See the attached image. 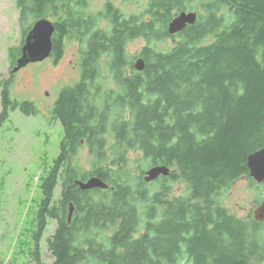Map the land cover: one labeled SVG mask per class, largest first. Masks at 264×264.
I'll return each instance as SVG.
<instances>
[{
	"label": "trees",
	"instance_id": "trees-1",
	"mask_svg": "<svg viewBox=\"0 0 264 264\" xmlns=\"http://www.w3.org/2000/svg\"><path fill=\"white\" fill-rule=\"evenodd\" d=\"M15 4L22 40L8 49L11 67L43 17L55 26L54 61L66 39L80 45L81 79L52 111L72 146L62 145L42 180L36 217L37 238L49 217L58 219L46 240L53 264H264V221L240 218L219 200L239 177L257 186L246 157L264 146V0H205L196 22L166 51L150 44L172 37L167 24L186 7L176 0H149L135 16L110 3L104 12L87 14L85 0ZM102 17L106 24L99 26ZM136 38L146 41L139 72L127 52ZM106 76L114 78L110 89L104 88ZM7 82L0 91V124L15 108L35 110L33 102L13 99ZM87 132L92 160L82 170L73 158ZM128 152L149 166L170 167V174L155 180L151 191L130 170ZM90 176L108 188L84 191L74 183ZM59 179L70 185L76 205L69 224L65 200L49 206ZM176 180L186 184L184 195L170 194Z\"/></svg>",
	"mask_w": 264,
	"mask_h": 264
},
{
	"label": "rangeland",
	"instance_id": "rangeland-1",
	"mask_svg": "<svg viewBox=\"0 0 264 264\" xmlns=\"http://www.w3.org/2000/svg\"><path fill=\"white\" fill-rule=\"evenodd\" d=\"M107 1L109 0H86V13L104 12ZM110 1L124 16H135L144 12L149 0ZM204 1L190 0L182 4L186 6L185 10L202 13ZM220 12L225 18L228 17L225 7H222ZM102 18L103 20L98 22L99 26L106 24V19ZM180 39V35L176 34L153 40L150 45L157 50L166 51ZM21 40L22 24L19 21L15 0H0V91L2 83L7 80L11 97L18 101H31L37 110L36 115L34 110L33 115L29 116L15 108L0 124V264H53L55 258L48 249L46 240L54 233L55 222L47 220L41 237H36L38 229L36 217L42 201L40 185L54 164L60 135L55 123L46 125L47 118L44 115L50 113L58 94V87L77 80L80 75L78 66L80 45L76 40L66 39L62 56L56 63H53L51 58L42 63L29 62L13 73L11 71L13 67L10 66L8 59V49L18 47ZM145 45L146 41L141 38L129 41L128 55L140 56ZM106 77L102 79L104 88L110 89L113 81ZM1 109L0 103V112ZM129 157L130 170L135 176L142 178L144 171L150 168L148 162L134 160L141 159L138 153L130 152ZM91 160L88 147L81 146L73 158V164L82 170H89ZM79 176L82 177V174ZM59 181L54 192L57 200L61 189ZM254 183L257 186L250 183L247 177L237 178L222 192L220 202L230 213L240 218L252 217V211L258 205L256 201L264 200L262 185ZM146 186L151 191L155 190L157 181ZM185 192L184 182L179 180L171 182V195L180 196Z\"/></svg>",
	"mask_w": 264,
	"mask_h": 264
},
{
	"label": "water",
	"instance_id": "water-1",
	"mask_svg": "<svg viewBox=\"0 0 264 264\" xmlns=\"http://www.w3.org/2000/svg\"><path fill=\"white\" fill-rule=\"evenodd\" d=\"M197 11H180L167 24V33L175 35L181 32L187 25H192L197 20ZM55 31L54 22L48 18H40L36 20L32 28L28 31L21 47V54L16 59V64L11 69L14 73L26 66L29 62H42L49 58L53 50L52 37ZM133 68L136 71H143L145 68V60L142 56H138L133 61ZM246 165L248 175L264 189V146L249 153L246 157ZM170 167L165 165H152L144 171L143 181L148 183L160 176H168ZM74 183L81 190H90L94 188L106 189L108 184L97 176H90L86 180L76 179ZM72 204L69 205L68 222L71 220ZM252 218L255 221H264V200H262L252 211Z\"/></svg>",
	"mask_w": 264,
	"mask_h": 264
},
{
	"label": "flooded vegetation",
	"instance_id": "flooded-vegetation-1",
	"mask_svg": "<svg viewBox=\"0 0 264 264\" xmlns=\"http://www.w3.org/2000/svg\"><path fill=\"white\" fill-rule=\"evenodd\" d=\"M176 1L177 2H180V3H186V2H189L190 0H176ZM107 3L112 4V2L110 0L107 1ZM136 57H138V56H136ZM50 58L52 59V62L53 63H56L57 61H59V59L57 61H54V58H53V50H52L51 55L49 56V59ZM44 61H46V59ZM44 61H42V62H44ZM42 62H37V63H42ZM106 78L107 79L110 78V80H112V81L114 80V78L113 77H110V76H108ZM80 79H81V76L79 75L78 78H77V80H75V81H72L71 80L72 82H69V83H64V84L61 83L62 85L60 87H58V94H57V97H55V99H54V103L52 104L50 113L48 115H44L47 118L46 119L47 121L45 122L46 125L48 124V126H50L51 123H55L56 124V128L60 131V135H59V138H58V153H57V156L56 157H59L62 154L61 147H62L63 144H65V146H67L69 144L70 145L69 147H71L72 144L70 142V138L67 135L66 128L64 126V123H63L61 117L59 116V114H52V111L54 109L53 107L59 101L62 93L65 92V91H67V90H69V89H71V88H74L75 87V84L78 83L80 81ZM46 95H47V93H46ZM33 105H34V103H33ZM35 110H36V108H35ZM36 114H37V110L35 111V114L34 115H36ZM28 115L30 116V115H33V114L32 113H29ZM54 116H56V118H54ZM89 137H90L89 133L88 132L85 133L81 137V139H80V145L87 146L88 147V141L87 140H88ZM161 177L162 176L158 177L157 179H159ZM157 179H155V180H157ZM155 180H153V181H155ZM153 181H151V182H153ZM59 186L61 187V189H60V193L58 195L59 196V199L58 200L59 201L60 200H65L66 201V212L64 213L63 218L67 222V224H69L72 221V218L74 217L76 205H75V202L72 199H70L71 198V196H70V185L65 184V182L62 179H60ZM58 200H57V198H55V194H54L53 197L51 198L50 204L53 203V202L57 203ZM55 203H53V204H55ZM70 204H72L73 206H72L71 220H70V222H68V214H69V211H70V209H69V205ZM49 219L52 220V221H54L55 222V225L57 227L58 219L57 218H54V217H49L47 220H49Z\"/></svg>",
	"mask_w": 264,
	"mask_h": 264
},
{
	"label": "bare ground",
	"instance_id": "bare-ground-1",
	"mask_svg": "<svg viewBox=\"0 0 264 264\" xmlns=\"http://www.w3.org/2000/svg\"><path fill=\"white\" fill-rule=\"evenodd\" d=\"M55 58V57H54ZM47 121V120H46ZM48 125V124H47Z\"/></svg>",
	"mask_w": 264,
	"mask_h": 264
}]
</instances>
